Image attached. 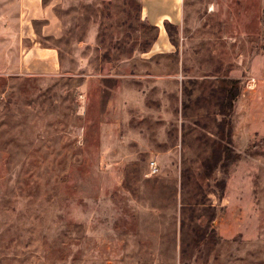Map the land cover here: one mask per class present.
Segmentation results:
<instances>
[{
  "label": "rangeland",
  "instance_id": "obj_1",
  "mask_svg": "<svg viewBox=\"0 0 264 264\" xmlns=\"http://www.w3.org/2000/svg\"><path fill=\"white\" fill-rule=\"evenodd\" d=\"M184 1L172 77L140 0H61L54 72L15 69L8 27L0 264H264V0Z\"/></svg>",
  "mask_w": 264,
  "mask_h": 264
},
{
  "label": "crops",
  "instance_id": "obj_2",
  "mask_svg": "<svg viewBox=\"0 0 264 264\" xmlns=\"http://www.w3.org/2000/svg\"><path fill=\"white\" fill-rule=\"evenodd\" d=\"M60 2L61 0H0V44L6 42L8 27L19 29L17 40L15 37L19 47L16 56L12 57L15 69L36 72H54L58 69L60 63L58 50L40 45L37 41L40 35L34 27L36 22L42 21V27H46L47 31L44 30L41 34L53 36L55 32H52L51 28L54 27L53 22L56 19L54 10ZM184 3V0H140L141 19L156 29L155 38L150 47L142 52V58L155 62L153 69L158 71V75L172 77L177 74L176 68L179 71V63L175 70L164 71V63L161 61L166 60L176 51L168 27L174 26L177 33L181 32L184 26ZM25 38H29L33 44L24 49ZM5 59L6 56L0 54V62Z\"/></svg>",
  "mask_w": 264,
  "mask_h": 264
},
{
  "label": "trees",
  "instance_id": "obj_3",
  "mask_svg": "<svg viewBox=\"0 0 264 264\" xmlns=\"http://www.w3.org/2000/svg\"><path fill=\"white\" fill-rule=\"evenodd\" d=\"M174 29H176V28L173 26V30ZM176 31H177V29H176ZM169 32H171V31H169ZM170 36H172V33H170ZM172 39H173V37H172ZM224 88H226V87H224ZM236 95H237V89L235 91L230 90V92L228 94V97H227V100H228L230 106H231L232 99ZM222 114H223L224 117H227L228 113L224 111V112H222ZM227 122H229V120H227L225 118L224 119V123H227ZM218 134H220L222 136V134H223L222 133V128H219ZM221 139H223V138H221ZM217 148H218V150L216 152H212V155H211V158H212V161H213L212 163L215 162V164H217V162L222 158V153L225 151V147H222L220 143H218ZM204 165L207 167L208 163L206 162ZM209 172H210V170L208 171V173Z\"/></svg>",
  "mask_w": 264,
  "mask_h": 264
},
{
  "label": "built area",
  "instance_id": "obj_4",
  "mask_svg": "<svg viewBox=\"0 0 264 264\" xmlns=\"http://www.w3.org/2000/svg\"><path fill=\"white\" fill-rule=\"evenodd\" d=\"M150 166H151V169L154 172L157 170V165H156V163L153 160L150 161Z\"/></svg>",
  "mask_w": 264,
  "mask_h": 264
}]
</instances>
